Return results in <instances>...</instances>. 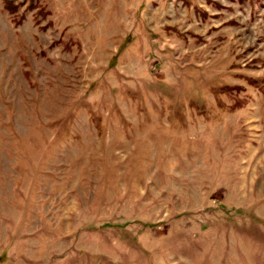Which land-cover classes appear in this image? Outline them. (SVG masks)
<instances>
[{"label": "rangeland", "instance_id": "rangeland-1", "mask_svg": "<svg viewBox=\"0 0 264 264\" xmlns=\"http://www.w3.org/2000/svg\"><path fill=\"white\" fill-rule=\"evenodd\" d=\"M0 264H264V0H0Z\"/></svg>", "mask_w": 264, "mask_h": 264}]
</instances>
